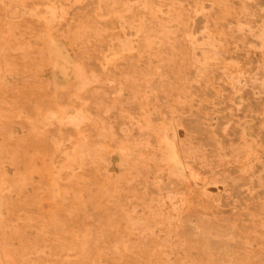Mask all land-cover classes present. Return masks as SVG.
<instances>
[{"label": "rangeland", "instance_id": "obj_1", "mask_svg": "<svg viewBox=\"0 0 264 264\" xmlns=\"http://www.w3.org/2000/svg\"><path fill=\"white\" fill-rule=\"evenodd\" d=\"M95 5L97 7L94 8L93 6ZM51 9L53 11H51ZM47 10H50L51 13ZM84 13L88 14L89 16ZM29 23L32 24L29 25ZM137 29L138 31H136ZM142 30H144V33ZM45 33H48V35H45ZM146 34L147 36L150 35V37L147 38ZM154 34L156 38L154 37ZM77 37L79 38L76 39ZM142 37H144V39ZM74 40L76 43L73 42ZM166 40H169V43ZM11 41L15 44H12ZM161 42L164 43L165 46H163L164 44ZM8 43L9 46H7ZM13 45H15V47ZM0 46H2L0 47V94H2L0 95V101H2V104L0 103V137H2L1 140L6 139L5 142H3L4 140H0V153L5 151L8 152H5L6 154L3 153L4 156L3 154L2 156L0 155V174L2 173L0 175V183L1 179L2 182L6 180L4 185L3 183L2 186L0 184V264H130L132 261L135 262L134 264H140L139 261L141 264H190V261L191 264H239V262L241 264H244L243 262L246 264H251L253 260L254 264L257 262L259 264H264V258L259 255L264 253V243H262L261 240L260 242L258 240L259 238L264 241V237H262L264 236V233H262L264 232V230H262L264 229V216H261L264 215V0H0ZM147 47L148 49L150 47L152 48L148 50ZM4 48H6L7 52L4 50ZM142 48H144V50ZM151 49H155L154 51L156 52L153 50L150 51ZM139 50L143 53H140ZM165 50L167 53H165ZM147 52L150 53L148 54ZM151 54H156V57L152 56ZM165 54L170 57H166ZM50 55L53 58H50ZM139 55L140 57H138ZM147 55L152 57L149 56V58H145ZM158 56L163 57L161 60L162 62L159 61ZM137 58L139 59L137 60ZM157 58L158 64L156 62ZM212 58L213 60H211ZM16 60L19 61L17 62ZM139 60L144 61L143 63H140ZM27 61H29L28 65L31 64V66L26 65ZM131 62H133V64ZM145 62L146 64L151 63V65L148 64V67H151V71L154 63L158 66L155 67L154 65L153 68L156 69L155 72H159V69L163 70L159 72L160 74L157 72L154 73V71L151 72V74L148 72L150 70ZM43 63L45 65H43ZM160 63L162 65L165 63L167 66H162ZM3 64H5V66H3ZM13 64L14 66H12ZM37 65L38 67H36ZM28 68L32 69L29 70ZM170 69L172 75L170 74ZM135 70L139 71V73H136ZM163 71H166L167 73H163L165 76L162 75ZM130 72L134 74L132 75ZM81 73L83 76H80ZM121 74L124 76L122 75L120 77L119 75ZM128 75H131V77ZM152 75L154 77H152ZM161 75L163 76L162 78ZM145 76H147V78ZM118 77H124L122 80L124 81L125 79L126 81L123 82ZM148 77L151 78L152 81ZM141 78L142 80H144V78L146 79L142 81ZM172 78L173 80H171ZM83 79H85L84 81L87 80L88 82L86 81V83H84ZM134 79L138 82H136ZM149 80L151 81L150 83ZM166 80L167 82H164V86L162 88L161 85H163V81ZM19 84L20 87L17 86ZM37 84L38 86H36ZM136 84L140 85L137 86ZM165 84L168 85L166 86ZM147 86L150 87L148 88ZM170 86L172 88H170ZM136 87H139V90L142 92V94H140L141 92ZM93 89L94 91L96 89L97 92H94ZM144 90L145 92H143ZM126 92L131 93V96H129V93ZM27 93L28 95L26 96ZM99 93H102L103 95H99ZM144 96L147 97L144 98ZM99 97L100 99H98ZM79 98L84 99L80 100ZM88 98L90 99L89 101ZM106 98H108V100ZM134 99L140 100L141 103ZM46 100L49 101H47L49 104L46 102ZM119 100H121V102L123 101V104H120ZM41 101H45L44 104ZM69 101H71V103ZM104 101L106 103H104ZM95 102L99 105L103 104V106L101 105L102 108L99 106V109L97 106L98 104ZM117 102L120 105H115ZM68 103L69 105H67ZM107 103H109V106ZM10 104H12V106ZM124 104L128 106L126 107ZM89 105L92 108H90ZM121 105L124 108L126 107V111L123 110L124 108ZM45 106L48 109H46ZM104 106L107 107L104 108ZM134 106L137 109H134ZM83 108L84 111H82ZM117 108L119 112L118 110L116 111ZM85 109H87L86 112ZM17 110H19V112ZM97 110H101V112ZM141 110L143 112H141ZM46 111L50 113L48 114ZM75 112L79 114V116ZM90 112H93L94 114L90 115ZM96 112L98 114H95ZM121 112H123V114ZM132 112H134L136 115H134ZM60 113H62V115ZM130 113H132L134 116L132 115L130 117ZM55 114H57L56 118L54 117ZM108 114L111 116V118ZM42 115L44 116L41 117ZM98 115L103 116V118L106 116L107 117L102 119L101 117L99 118ZM15 116H18V118ZM132 117L137 120L135 121L132 119ZM45 119L49 122H53L54 124H50ZM149 119L155 122L152 121L150 124L148 123L150 122ZM103 120L104 123L106 122L105 126L103 125ZM138 121L139 123L142 122L143 124L140 123V125ZM10 122H12V124ZM56 122H60L61 124L59 123V125ZM114 122L118 124H115ZM145 122H147V124H145ZM70 124H72V126ZM148 124H150V127ZM31 125L33 127L35 126L36 130L32 128ZM84 126L89 127L87 128ZM125 127H127L128 130L127 128L125 129ZM57 128H59V131ZM33 129L36 134L33 133ZM80 131L82 133H80ZM56 132L60 133V135ZM86 132L88 133L86 134ZM136 132L140 135L138 134V136ZM3 133L6 134L3 135ZM32 133L38 137L35 135L33 136ZM154 133H159L158 138ZM64 134L65 137L66 135L68 136L66 138L64 137L65 139L63 138ZM122 134L126 135L127 137ZM5 136L6 138H3ZM30 137L31 140L29 139ZM93 137L94 140L92 142L91 139H93ZM18 138L19 140H17ZM20 138L23 140H21L22 142L20 141ZM124 138L125 140H123ZM159 138L161 141H159ZM162 138L165 140L162 141ZM87 139L88 143H86ZM128 139L130 140L128 141ZM131 139L134 141L132 140L133 142H131ZM80 140H82V143H79V147V144L77 143L80 142ZM83 140L89 146H86L85 143H83ZM146 140H148V142ZM8 142H10L12 145L10 146ZM95 142H98V145L101 143V147L100 145L99 147H95L98 146L97 144L94 145ZM110 142H112L111 145H113L114 148L110 145ZM5 143L6 146H4ZM32 143H34L35 146L37 145L39 148H37V146L34 147ZM54 143L57 146H55ZM104 143H106L108 146L110 145V147L113 149H110V147L106 148ZM150 144L152 145L150 146ZM28 145L31 148H28ZM43 145H46L47 148L44 147L43 151H40V148L42 150ZM116 145H118V147ZM163 145H166V147ZM81 146L83 147L82 150ZM16 147H19L18 150ZM21 147H25V149ZM49 147L53 150H50ZM67 148L68 152L66 151ZM84 148L85 152L83 150ZM101 148L105 150V152ZM57 149L59 150V153L55 151ZM61 149H66L65 153H68V155L62 154L63 152H60ZM136 149H138L137 152ZM32 150L35 154L31 152ZM89 150H93V152L94 150L97 152L100 150V152L97 153L95 151L94 154H96L94 155L93 152L89 154ZM167 150L168 152L170 151L169 154ZM101 151H103L105 154ZM23 152H25L24 156L21 155ZM48 152L50 154H48ZM75 152L78 154L76 156L74 155L75 157H71V155L73 156ZM160 152H162V154ZM37 153L39 155H36ZM138 153H140V155L142 153V155L140 156ZM11 154L12 156L14 154L15 155L12 157ZM46 154L49 156L47 157ZM79 154L86 160L88 158L87 161L83 159V157L80 158V162H86L81 166L79 165L81 163L78 162L79 157H81ZM64 155H67V157ZM88 155L91 156L89 157ZM10 156L13 160L10 158ZM68 156L70 157L68 158ZM104 156L106 157L108 165L105 164L106 161H102L105 158ZM59 157L60 159L61 157L64 159H61V161ZM120 157L123 159V161ZM132 157L135 158V160ZM130 158L132 160H130ZM8 159H10V161ZM158 159H160V161ZM142 160L143 162L146 161V163L138 162ZM118 161H120V164L116 163ZM51 162L53 163V166L55 164V166L58 165V168L55 166L53 167ZM61 164H64L65 166ZM86 164H90L89 167ZM38 165L41 166L39 167ZM48 165L49 167L47 168ZM83 165L84 167L82 170ZM97 165L100 167L102 174L100 173L99 167ZM127 165H130V167ZM23 166H26L24 168L25 174L23 173ZM66 166H68L67 170ZM175 167L179 168L175 169ZM94 168H97V174L95 173L96 169ZM16 169L19 173L16 171ZM55 170L56 172H54ZM30 171L32 173H30ZM76 171H79L78 174ZM83 171L86 174H84ZM181 171H183V173ZM5 173L6 176H4ZM14 173H16V175ZM44 173L47 175V178H45L46 175L42 176ZM59 173L61 175L63 174V176L53 175ZM92 173H94V175ZM50 174L55 178H57V176L60 177V179H57L58 183H53L55 178L52 180V176ZM67 174H69V177ZM87 174L92 177L93 180H90V178L88 179ZM79 175H82V177ZM83 175L86 178H84ZM168 175L171 176L168 177ZM18 177L20 178L18 179ZM112 177L117 178L118 181H115V179L113 180ZM23 178L29 181H25ZM42 178L45 179L42 180ZM75 178H77V180ZM133 178L134 181L132 180ZM178 178L179 181L177 180ZM22 179L25 182H23ZM67 179L70 180L68 181ZM72 179L77 181V183L75 182V186L74 182H72ZM18 180L21 181L19 182ZM82 180L85 182L87 181L91 185L87 182L84 183ZM127 180L130 181L128 182ZM66 181L70 182V186H66V184H68ZM112 181H114V183ZM22 182L25 183V185ZM40 182L42 183L40 184ZM47 182L50 183L49 186L52 191L48 189L49 186ZM93 182L97 185H95ZM130 182L132 184H130ZM27 183L29 188L27 187ZM78 183L84 186L82 187ZM21 184L22 186H20ZM64 185L66 188H64ZM85 185L91 187L88 189V187L86 188ZM31 186L34 189L36 188V190L38 189L37 191H40H34ZM39 186H43L41 187L42 189H40ZM78 186L82 188H79ZM96 186H98V188ZM99 186L103 187L104 189ZM117 186H120L121 188H118ZM20 187L23 189L22 191L19 190L21 195L17 190V188L20 189ZM57 187H59V189ZM107 187H109L108 190ZM129 187L131 189L130 192L128 191ZM24 188L26 190H24ZM54 189L58 191V193L54 194V192H56L53 191ZM60 190H65L66 193L64 191L61 193ZM74 190L77 192L79 191L78 194H76ZM104 190H107L106 194L103 192L105 195H102V191ZM50 192H53L52 194L55 198L53 196H49L52 195ZM137 192H139V195ZM140 192L143 194H140ZM59 193H61V195H58ZM73 193L74 199L72 198ZM29 195H31V197H29ZM60 196L62 198H60ZM63 196L66 198L67 202L65 199L63 200ZM125 196L128 198L131 197L132 201ZM137 196H141L140 198L142 202ZM33 197H35V202L32 201ZM97 197L99 199H97ZM113 198L114 200H112ZM133 198L135 199L134 201ZM29 199L32 201V203H30L31 201ZM57 199L60 200V202H58ZM53 200H56L55 203ZM97 200L99 202H97ZM144 200L147 203H143ZM9 201L11 206L8 205ZM72 201L77 203L74 204ZM69 203H72L71 206H69ZM120 203L122 204L120 205ZM20 204H22L20 206L21 209L19 207ZM30 204H32V206ZM48 204L50 205L48 206ZM59 204L61 205L58 206ZM85 204H87L89 207L85 206L84 209ZM80 205H82V208L78 209V206L81 207ZM57 206L59 207L58 209ZM108 206L110 208H108ZM68 208H70V210ZM131 208L133 209L130 211ZM194 209H196V212H194ZM65 210L66 212H64ZM125 210L128 213H125ZM52 211L54 214H51ZM185 211L187 213H185ZM114 212H117L115 213L117 216L114 214ZM121 212L122 214H120ZM198 213H201L200 215L202 216H200ZM190 214L192 215V218L190 217ZM40 215L41 219H44L45 221L39 219ZM196 215H199L198 217L202 220L198 219ZM214 215H216L217 218H215L216 216L214 217ZM48 218L51 220L48 221ZM73 218L75 220H73ZM210 218H214L212 220L213 222H211ZM106 219L108 220L106 221ZM129 219H132L131 221L133 224H130L131 221ZM145 219L149 222L155 220L153 222L154 224L152 222L149 223L152 225L150 227ZM216 220L219 221H217L219 223L218 225ZM245 220L247 222H251V224H247ZM224 221L227 223L230 221L231 224L229 223L227 225L226 222V224H224ZM47 222H49V224ZM83 222L85 223L84 227L82 225ZM136 222H139V225L136 224ZM233 222L235 224H233ZM207 223H209L210 227H208ZM46 224H48V227ZM62 224L65 226V228H63L64 226ZM222 224L225 226L223 227ZM92 225L95 226L93 227ZM213 226H216L215 228L218 231H214L215 228ZM211 227L213 231L211 230ZM69 228H72L71 233V229ZM73 228L76 231H74ZM139 228L142 229V232H140ZM207 228H210L209 230L212 234H209L210 231ZM222 228L229 230V235L227 237V232L225 233L223 231L226 229ZM127 229H129V231ZM258 229H260V231ZM64 230H66L69 234L65 233L66 231L64 232ZM132 230L133 232H131ZM207 231L208 233H206ZM44 232L45 234L43 235ZM61 232L63 234H61ZM150 232L151 234H149ZM193 232H197V235H195L196 233ZM213 232H215V234ZM230 232L234 236H231ZM198 234L201 235L199 236ZM205 234L207 239H211H209V242L211 241L210 243H212L214 239L216 241L210 245L208 240L205 239L206 237L204 238ZM73 235L75 236L73 237ZM142 235L144 237H142ZM218 235L221 237L223 236L224 238L222 239L220 237L218 240ZM257 235H259L258 238ZM251 237L254 238L253 241ZM81 238L83 239V242ZM203 238L205 241H203ZM247 238L248 240H246ZM255 238H257V240ZM86 239L87 241H85ZM182 239L184 241H182ZM194 240L196 242H203L197 243L201 245L199 246ZM121 241V244L123 245L120 247L118 242L120 243ZM190 241L191 244H193L191 245L192 247L189 245ZM235 241H239L241 243L240 245L238 242L239 244L237 249L233 248V246L237 244ZM248 241L252 243L248 244ZM174 242H177V245L176 243L173 244ZM225 243L228 244V247L225 245ZM260 243L262 245H260ZM138 244L144 245L143 247L148 248H143ZM175 245L176 248L174 247ZM178 245L180 248H178ZM194 245H197L198 247L196 246V248H194ZM223 245H225L227 248ZM182 246L184 248H181ZM234 247H236V245ZM181 249L182 252H186L191 258L186 253H183L184 255L182 254L180 256L182 253ZM187 249L188 251H186ZM67 250L71 251L68 253ZM164 250L168 251V253L166 252L164 254ZM122 253L125 254L122 255ZM127 253L129 255V259L126 257L128 256L126 255ZM253 254L256 256L255 258ZM147 255L151 256L146 257ZM186 255L189 258H187ZM140 256L141 260L138 259ZM262 256H264V254H262ZM130 257H136L135 259L138 263L133 260L134 258ZM181 258H186V260H182ZM201 258H203V261ZM240 258L242 260H240ZM249 258L251 262H249ZM205 259L207 260L206 262H204ZM153 260L154 262L156 261V263H153ZM188 260L190 261L188 262ZM226 260L228 263H224Z\"/></svg>", "mask_w": 264, "mask_h": 264}, {"label": "bare ground", "instance_id": "obj_2", "mask_svg": "<svg viewBox=\"0 0 264 264\" xmlns=\"http://www.w3.org/2000/svg\"><path fill=\"white\" fill-rule=\"evenodd\" d=\"M22 1H23V0H22ZM91 2H92V1H91ZM144 4H145V3H144ZM20 5H23V4H20ZM38 6H39V5H38ZM43 6H44V5H43ZM89 6H90V5H89ZM35 7H36V5H35ZM48 7H49V6H48ZM93 7L95 8V7H97V6L95 5V6H93ZM15 9H17V8H15ZM45 9H46V8H45ZM85 9H87V8H85ZM41 10H42V9H41ZM88 10H89V9H88ZM88 10H87V11H88ZM29 11H30V10H29ZM43 11H45V10H43ZM47 11L50 12V10H47ZM51 11H53V10L51 9ZM92 11H93V10H92ZM38 12H39V11H38ZM93 12H94V11H93ZM160 12H161V11H160ZM39 13H40V12H39ZM39 13H38V14H39ZM45 13H47V12H45ZM45 13H43V14H45ZM50 13H51V12H50ZM86 13H88V12H86ZM86 13H84V14H86ZM47 14H48V13H47ZM88 14H89V13H88ZM88 14H86V15H88ZM40 15H41V14H40ZM40 15H39V16H40ZM45 15H46V14H45ZM51 15H52V14H51ZM31 16H32V15H31ZM42 16H43V15H42ZM88 16H89V15H88ZM90 16H91V15H90ZM35 17H36V16H35ZM40 17H41V16H40ZM43 17H44V16H43ZM33 18H34V17H33ZM36 18H38V17H36ZM44 19H45V18H44ZM90 19H91V18H90ZM235 19H236V18H235ZM37 20H38V19H37ZM44 21H45V20H44ZM53 22H54V21H53ZM112 22H113V21H112ZM31 24H32V23H31ZM31 24L29 23V25H31ZM109 24H110V23H109ZM36 25H38V24H36ZM112 25H113V24H112ZM34 26H35V24H34ZM38 26H39V25H38ZM44 26H45V25H44ZM80 26H81V25H80ZM240 26H241V25H240ZM107 27H108V26H107ZM115 27H116V26H115ZM32 28H33V26H32ZM44 28H45V27H44ZM109 28H111V27H109ZM116 28H117V27H116ZM137 28H138V27H137ZM236 28H237V27H236ZM34 29H35V28H34ZM139 29H140V28H139ZM163 29H164V28H163ZM222 29H223V28H222ZM101 30H102V29H101ZM136 31H138V29H137ZM143 31H144V30H142V32H143ZM147 32H148V30H147ZM149 32H150V31H149ZM259 32H260V31H259ZM7 33H8V32H7ZM79 33H80V32H79ZM143 33H144V32H143ZM143 33H142V34H143ZM145 33H146V30H145ZM150 33H151V32H150ZM162 33H163V32H162ZM225 33H226V32H225ZM249 33H250V32H249ZM46 34L48 35V33H45V35H46ZM147 34H148V33H147ZM147 34H146V36H147ZM151 34H152V33H151ZM158 34H159V33H158ZM139 35H140V33H139ZM186 35H187V34H186ZM208 35H209V34H208ZM221 35H222V34H221ZM228 35H229V34H228ZM78 36H79V35H78ZM144 36H145V35H144ZM151 36H152V35H151ZM226 36H227V35H226ZM261 36H262V35H261ZM50 37H51V36H50ZM50 37H49V38H50ZM149 37H150V35L147 36V38H149ZM152 37H153V36H152ZM154 37H155V34H154ZM74 38H75V36H74ZM78 38H79V37H77L76 39H78ZM142 38L144 39V37H142ZM155 38H156V37H155ZM192 38H193V37H192ZM257 38H259V37H257ZM53 39H54V38H53ZM76 39H75V40H76ZM167 39H168V38H167ZM3 40H4V39H3ZM75 40H74L73 42L76 43ZM8 41H9V40H8ZM77 41H78V40H77ZM140 41H141V40H140ZM161 41H162V40H161ZM166 41H167V40H166ZM168 41H169V40H168ZM168 41H167V42H168ZM11 42H12V41H11ZM52 42H53V41H52ZM80 42H81V41H80ZM164 42H165V40H164ZM213 42H214V41H213ZM9 43H10V42H9ZM9 43H8V45H7V44H6V45L9 46ZM49 43H50V42H49ZM137 43H139V42H137ZM144 43H145V42H144ZM161 43H162V42H161ZM168 43H169V42H168ZM170 43H171V42H170ZM195 43H196V41H195ZM4 44H5V41H4ZM12 44H15V43L12 42ZM57 44H58V42H57ZM59 44H60V43H59ZM162 44H164V43H162ZM213 44H214V43H213ZM43 45H44V44H43ZM43 45H42V46H43ZM74 45H75V44H74ZM137 45H139V44H137ZM166 45H167V44H166ZM169 45H171V44H169ZM192 45H193V44H192ZM2 46H4V45H2ZM2 46H0V47H2ZM13 46L15 47V45H13ZM139 46H140V45H139ZM151 46H152V45H151ZM163 46H165V44H164ZM193 46H194V45H193ZM193 46H192V47H193ZM222 46H223V45H222ZM5 47H6V46H5ZM45 47H46V45H45ZM145 47H146V46H145ZM169 47H170V46H169ZM208 47H209V46H208ZM29 48H30V47H29ZM135 48H136V47H135ZM150 48H152V47H150ZM150 48H149V49H150ZM163 48H164V47H163ZM41 49H42V47H41ZM136 49H138V48H136ZM139 49H140V48H139ZM142 49L144 50V48H142ZM142 49H141V50H142ZM145 49H146V48H145ZM147 49H148V47H147ZM149 49H148V50H149ZM159 49H160V48H159ZM170 49H171V47H170ZM193 49H194V48H193ZM256 49H257V47H256ZM4 50L6 51V48H4ZM44 50H45V49H44ZM152 50H153V49H151L150 51H152ZM154 50H155V49H154ZM154 50H153V51H154ZM161 50H162V49H161ZM8 51H9V50H8ZM39 51H40V50H39ZM157 51H158V50H157ZM170 51H171V50H170ZM6 52H7V51H6ZM139 52H140V50H139ZM141 52H142V51H141ZM141 52H140V53H141ZM154 52H156V51H154ZM158 52H159V51H158ZM163 52H164V51H163ZM35 53H36V52H35ZM137 53H138V50H137ZM142 53H143V52H142ZM147 53H148V52H147ZM147 53H146V54H147ZM149 53H150V52H149ZM149 53H148V54H149ZM151 53H152V52H151ZM165 53H167L166 50H165ZM9 54H10V53H9ZM152 54H153V53H152ZM152 54H151V55H152ZM160 54H163V53H160ZM204 54H205V53H204ZM209 54H210V53H209ZM34 55H35V54H34ZM137 55H138V54H137ZM141 55H142V54H141ZM155 55H156V54H155ZM155 55H152V56H155ZM157 55H158V54H157ZM9 56H10V55H9ZM11 56H12V55H11ZM113 56H114V55H113ZM149 56H150V55H149ZM149 56L147 55V56H145V58H146V57L149 58ZM152 56H150V57H152ZM160 56H162V55H160ZM160 56H158L159 61H161L162 58H163V57H160ZM165 56L167 57L168 55L165 54ZM185 56H186V55H185ZM206 56H208V55H206ZM2 57H3V56H2ZM138 57H140V55H139ZM155 57H156V56H155ZM168 57H170V56H168ZM46 58H47V57H46ZM50 58H53V57H51V55H50ZM141 58H142V57H141ZM143 58H144V56H143ZM143 58H142V59H143ZM158 58H157V60H156L157 64H158ZM12 59H13V58H12ZM29 59H30V58H29ZM29 59H28V60H29ZM40 59H41V58H40ZM40 59H39V61H40ZM138 59H139V58H137V60H138ZM150 59H152V58H150ZM150 59H149V60H150ZM22 60H23V58H22ZM32 60H33V59H32ZM50 60H51V59H50ZM165 60H166V59H165ZM165 60H164V61H165ZM167 60H168V59H167ZM172 60H173V59H172ZM203 60H204V59H203ZM208 60H209V59H208ZM211 60H213V58H212ZM211 60H210V61H211ZM14 61H15V59H14ZM14 61H13V62H14ZM16 61H17V60H16ZM18 61H19V60H18ZM18 61H17V62H18ZM24 61H25V60H24ZM30 61H31V59H30ZM46 61H47V60H46ZM139 61H140V60H139ZM139 61H138V62H139ZM143 61H144V60H143ZM143 61H140V63H141V62L143 63ZM164 61H163V62H164ZM3 62H4V61H3ZM31 62H32V61H31ZM33 62H34V61H33ZM37 62H38V61H37ZM147 62H148V59H147ZM161 62H162V61H161ZM26 63H27L26 65H28V64H29V61H27ZM35 63H36V62H35ZM131 63L133 64V62H131ZM167 63H168V62H167ZM132 64H131V65H132ZM145 64H146V62H145ZM148 64L151 65V63H148ZM148 64H146L147 67H148ZM160 64H161V63H160ZM160 64H159V65H160ZM257 64H258V63H257ZM35 65H36V64H35ZM38 65H39V63H38ZM38 65H37L36 67H38ZM43 65H45V64L43 63ZM54 65H55V63H54ZM154 65H155V63L153 64V67H154ZM161 65H162V64H161ZM164 65H165V63H163L162 66H164ZM3 66H5V64H3ZM12 66H14V64H13ZM12 66H11V68H12ZM21 66H23V65H21ZM21 66H20V67H21ZM28 66H31V64L28 65ZM79 66H80V65H79ZM137 66H138V65H137ZM156 66H157V65H155V67H156ZM166 66H167V65H165V67H166ZM153 67H152V71L150 70L151 67H150V68L148 67L149 70H150V71H148L149 73H151V72H153V71H154V73L157 72V71L155 72L156 69H154ZM157 67H158V66H157ZM22 68H23V67H22ZM52 68H55V67H52ZM159 68H160V66H159ZM168 68H169V67H168ZM170 68H171V66H170ZM259 68H260V67H259ZM28 69L30 70V69H32V68H28ZM28 69H26V70H28ZM35 69H36V68H35ZM82 69H83V68H82ZM103 69H104V68H103ZM137 69H138V67H137ZM153 69H154V70H153ZM2 70H3V69H2ZM14 70H15V69H14ZM24 70H25V69H24ZM33 70H34V69H33ZM140 70H141V69H140ZM159 70L161 71V70H163V69H159ZM167 70H168V69H167ZM204 70H205V69H204ZM73 71H74V70H73ZM122 71H123V70H122ZM126 71H127V70H126ZM130 71H131V70H130ZM135 71H136V73H137V72L139 73V71H137V70H135ZM135 71H134V72H135ZM160 71H159V72H160ZM196 71H197V69H196ZM224 71H225V70H224ZM26 72H27V71H26ZM91 72H92V71H91ZM159 72H157V73H159ZM4 73H5V72H4ZM116 73H117V72H116ZM116 73H115V74H116ZM121 73H122V72H121ZM127 73H128V71H127ZM127 73H126V74H127ZM130 73H132V72H130ZM130 73H129V74H130ZM136 73H135V75H136ZM146 73H147V72H146ZM163 73H166V71H165V72H164V71L162 72V75L165 76ZM77 74H78V73H77ZM84 74H85V73H84ZM119 74H120V73H119ZM133 74H134V73H132V75H133ZM143 74H144V73H143ZM147 74H148V73H147ZM151 74H152V73H151ZM159 74H160V73H159ZM166 74H167V73H166ZM170 74H171V69H170ZM13 75H14V74H13ZM81 75L83 76L82 73L80 74V76H81ZM122 75H123V74H121V75H119V76L121 77ZM156 75H157V74H156ZM162 75H161V78L163 77ZM171 75H172V74H171ZM178 75H179V74H178ZM239 75H240V74H239ZM115 76H116V75H115ZM123 76H124V75H123ZM128 76L131 77V75H128ZM128 76H127V77H128ZM139 76H140V75H139ZM143 76H144V75H143ZM148 76H149V75H148ZM157 76H158V75H157ZM159 76H160V75H159ZM176 76H177V75H176ZM224 76H225V75H224ZM116 77H117V76H116ZM145 77L147 78V76H145ZM150 77H151V76H150ZM152 77H154V76L152 75ZM155 77H156V76H155ZM83 78H84V77H83ZM85 78H86V77H85ZM118 78H119V77H118ZM122 78H124V77H122ZM122 78H119V79L122 80ZM132 78H133V77H132ZM136 78H137V76H136ZM136 78H135V79H136ZM146 78H144V80H145ZM148 78H149V77H148ZM230 78H231V77H230ZM86 79H87V78H86ZM127 79H128V78H127ZM135 79H134V80H135ZM139 79H140V78H139ZM149 79L151 80V78H149ZM158 79H159V78H158ZM232 79H233V78H232ZM84 80H85V79H83V81H84ZM137 80H138V78H137ZM141 80H142V78H141ZM144 80H142V81H144ZM147 80H148V79H147ZM150 80H149V83L152 81V80H151V81H150ZM161 80H162V79H161ZM171 80H173V78H172ZM81 81H82V80H81ZM86 81H87V80H86ZM86 81H84V83H86ZM122 81H123V80H122ZM124 81H126V80L124 79ZM124 81H123V82H124ZM135 81H136V80H135ZM142 81H141V82H142ZM158 81H159V80H158ZM2 82H3V80H2ZM54 82H55V81H54ZM87 82H88V81H87ZM116 82H117V81H116ZM119 82H120V81H119ZM123 82H122V83H123ZM131 82H132V81H131ZM131 82H130V83H131ZM136 82H138V81H136ZM141 82H140V83H141ZM164 82H167V80H166V81H163V85H161L162 88H163V86H164ZM23 83H24V82H23ZM32 83H33V82H32ZM89 83H90V82H89ZM92 83H93V82H92ZM134 83H135V82H134ZM146 83H147V82H146ZM146 83H145V84H146ZM168 83H170V82H168ZM172 83H173V81H172ZM188 83H189V82H188ZM87 84H88V83H87ZM125 84H126V83H125ZM159 84H160V83H159ZM161 84H162V83H161ZM170 84H171V83H170ZM24 85H25V84H24ZM75 85H76V84H75ZM88 85H89V84H88ZM101 85H102V84H101ZM134 85H135V84H134ZM136 85H137V84H136ZM138 85H140V84H138ZM138 85H137V86H138ZM149 85H150V84H149ZM165 85H166V84H165ZM167 85H168V84H167ZM167 85H166V86H167ZM4 86H5V83H4ZM17 86L20 87V84L17 85ZM32 86H33V85H32ZM32 86H31V87H32ZM36 86H38V84H37ZM86 86H87V85H86ZM86 86H85V87H86ZM121 86H122V85H121ZM124 86H125V85H124ZM150 86H151V85H150ZM150 86H149V87H150ZM0 87H1V86H0ZM147 87H148V86H147ZM149 87H148V88H149ZM173 87H174V86H173ZM24 88H25V87H24ZM24 88H23V89H24ZM36 88H38V87H36ZM44 88H45V87H44ZM73 88H74V87H73ZM125 88H126V86H125ZM136 88H138V90H139V87H136ZM140 88H141V87H140ZM142 88H143V87H142ZM144 88H145V87H144ZM151 88H152V87H151ZM168 88H169V87H168ZM168 88H167V90H168ZM170 88H172V87L170 86ZM0 89H1V88H0ZM29 89H30V87H29ZM96 89H97V88H96ZM96 89H95V91H94V89H93V91H94V92H97ZM98 89H99V88H98ZM103 89H104V88H103ZM126 89H127V88H126ZM128 89H129V88H128ZM164 89H165V88H164ZM83 90H84V89H83ZM99 90H100V89H99ZM148 90H149V89H148ZM102 91H103V90H102ZM130 91H131V89H130ZM132 91H133V88H132ZM139 91H140V90H139ZM139 91H138V92H139ZM27 92H28V90H27ZM136 92H137V91H136ZM140 92H141V91H140ZM143 92H145V90H144ZM1 93H2V92H1ZM92 93H93V92H92ZM117 93H118V92H117ZM126 93H129V92H126ZM134 93H135V92H134ZM149 93H150V91H149ZM4 94H5V93H4ZM72 94H73V93H72ZM94 94H95V93H94ZM100 94H102V93H99V95H100ZM130 94H131V93H129V96H131ZM140 94H142V92H141ZM0 95H2V94H0ZM27 95H28V93L26 94V96H27ZM29 95H30V94H29ZM41 95H42V94H41ZM102 95H103V94H102ZM147 95H148V94H147ZM3 96H5V95H3ZM3 96H2V97H3ZM106 96H107V95H106ZM129 96H128V99H129ZM5 97H6V96H5ZM94 97H95V96H94ZM94 97H93V98H94ZM138 97H139V96H138ZM138 97H137V98H138ZM145 97H147V96H144V98H145ZM54 98H55V97H54ZM96 98H97V97H96ZM96 98H95V99H96ZM109 98H110V97H109ZM125 98H126V97H125ZM6 99H7V98H6ZM51 99H52V98H51ZM56 99H57V98H56ZM66 99H67V98H66ZM79 99H80V98H79ZM79 99H78V100H79ZM81 99H82V98H81ZM81 99H80V100H81ZM83 99H84V98H83ZM83 99H82V100H83ZM98 99H100V97H99ZM106 99L108 100V98H106ZM0 100H1V99H0ZM2 100H3V98H2ZM9 100H10V99H9ZM40 100H41V99H40ZM54 100H55V99H54ZM78 100H77V101H78ZM89 100H90V99L88 98V101H89ZM109 100H110V99H109ZM134 100H137V99H134ZM26 101H27V100H26ZM47 101H48V100H46V102H47ZM75 101H76V100H75ZM101 101H102V100H101ZM119 101H120V104L123 102V101L121 102V100H119ZM137 101L141 103L140 100H137ZM137 101H136V102H137ZM145 101H146V100H145ZM1 102H2V101H0V103H1ZM4 102H5V101H4ZM4 102H3V104H4ZM14 102H15V101H14ZM14 102H13V103H14ZM41 102H42V101H41ZM44 102H45V101H43L42 103L44 104ZM48 102H49V101H48ZM48 102H47V103H48ZM69 102L71 103V101H69ZM78 102H79V101H78ZM86 102H87V100H86ZM98 102H99V101H98ZM111 102H112V101H111ZM184 102H185V101H184ZM7 103H8V102H7ZM24 103H25V102H24ZM73 103H74V102H73ZM73 103H72V105H73ZM79 103H80V102H79ZM93 103H94V102H93ZM95 103H96V102H95ZM101 103H102V102H101ZM104 103H106V102L104 101ZM127 103H128V100H127ZM133 103H134V102H133ZM1 104H2V103H1ZM48 104H49V103H48ZM50 104H51V103H50ZM65 104H66V103H65ZM90 104H91V103H90ZM96 104H98V103H96ZM108 104H109V103H107V105H108ZM118 104H119V103L117 102V104H115V105H118ZM120 104H119V105H120ZM122 104H123V103H122ZM125 104H126V103H125ZM125 104H124V105H125ZM142 104H144V103H142ZM142 104H141V105H142ZM145 104H146V103H145ZM10 105L12 106V104H10ZM67 105H69V103H68ZM92 105H93V104H92ZM94 105H95V104H94ZM101 105L103 106V104H101ZM101 105L98 104V105H97L98 108H99V106L102 108ZM104 105H106V104H104ZM129 105H130V103H129ZM131 105H132V104H131ZM50 106H51V105H50ZM50 106H49V108H50ZM63 106H64V105H63ZM108 106H109V105H108ZM121 106H122V105H121ZM121 106H120V107H121ZM125 106H126V105H125ZM127 106H128V105H127ZM127 106H126V107H127ZM135 106H136V105H135ZM135 106H134V107H135ZM137 106H138V105H137ZM27 107H28V106H27ZM45 107H46V106H45ZM58 107H60V106H58ZM58 107H57V108H58ZM82 107H83V106H82ZM82 107H81V108H82ZM89 107H90V105H89ZM105 107H107V106H104V108H105ZM115 107H117V106H115ZM122 107H123V106H122ZM122 107H121V108H122ZM126 107H125V108L123 107V108H124L123 110L126 111ZM1 108H2V107H1ZM5 108H6V107H5ZM35 108H36V106H35ZM77 108H78V107H77ZM90 108H92V107H90ZM98 108H97V109H98ZM121 108H120V109H121ZM128 108H129V107H128ZM128 108H127V110H128ZM22 109H23V108H22ZM30 109H31V108H30ZM36 109H37V108H36ZM46 109H48V108L46 107ZM61 109H62V107H61ZM87 109H88V107H87ZM87 109H85V112L87 111ZM94 109H95V108H94ZM99 109H100V108H99ZM134 109H137V108L135 107ZM140 109H141V108H140ZM140 109H139V110H140ZM19 110H20V109H19ZM19 110H17V111L19 112ZM40 110H41V109H40ZM49 110H50V109H49ZM95 110H96V109H95ZM101 110H102V109H101ZM101 110H100V111L97 110V111L101 112ZM109 110H110V109H109ZM117 110H118V108L116 109V111H117ZM121 110H122V109H121ZM123 110H122V111H123ZM132 110H133V107H132ZM20 111H21V110H20ZM36 111H37V110H36ZM47 111H48V110H47ZM47 111H46V112H47ZM55 111H57V110H55ZM62 111H63V110H62ZM82 111H84V108H83ZM128 111H129V110H128ZM134 111H135V110H134ZM136 111H137V110H136ZM13 112H14V111H13ZM15 112H16V111H15ZM23 112H24V111H23ZM32 112H33V111H32ZM38 112H39V111H38ZM57 112H58V111H57ZM77 112H78V111H77ZM109 112H111V111H109ZM109 112H108V113H109ZM118 112H119V110H118ZM141 112H143V111L141 110ZM47 113H48V112H47ZM49 113H50V112H49ZM49 113H48V114H49ZM75 113H76V112H75ZM112 113H113V112H112ZM112 113H110V114H112ZM115 113H116V112H115ZM115 113H114V114H115ZM121 113L123 114V112H121ZM132 113L134 114V112H132ZM132 113H130L131 115L129 114L130 117L133 115ZM11 114H12V113H11ZM21 114H22V113H21ZM35 114H36V113H35ZM60 114L62 115V113H60ZM76 114H77V113H76ZM80 114H81V113H80ZM88 114H89V113H88ZM91 114H94V113H93V112H92V113L90 112V115H91ZM95 114H98V113L96 112ZM114 114H113V115H114ZM127 114H128V112H127ZM140 114H141V113H140ZM50 115H51V114H50ZM56 115H57V114L54 115L55 118H56ZM77 115L79 116V114H77ZM100 115H101V114H100ZM108 115H109V114H108ZM129 115H127V116H129ZM134 115H136V114H134ZM134 115H133V116H134ZM43 116H44V115H42L41 117H43ZM51 116H52V115H51ZM63 116H64V114H63ZM73 116H74V115H73ZM83 116H84V115H83ZM94 116H95V115H94ZM98 116H99V115H98ZM109 116H110V115H109ZM115 116H116V114H115ZM141 116H142V115H141ZM145 116H146V115H145ZM4 117H5V116H4ZM15 117L18 118V116H15ZM15 117H13V118H15ZM92 117H93V115H92ZM100 117H101L102 119H104V118H106L107 116L104 117V118H103V116H99V118H100ZM122 117H123V116H122ZM122 117H121V118H122ZM124 117H125V116H124ZM137 117H140V116H137ZM149 117H150V116H149ZM13 118H12V119H13ZM58 118H59V117H58ZM61 118H62V117H61ZM67 118H68V115H67ZM81 118H82V115H81ZM83 118H84V117H83ZM110 118H111V116H110ZM115 118H116V117H115ZM118 118H120V117H118ZM128 118H129V117H128ZM1 119H2V118H1ZM3 119H5V118H3ZM25 119H27V118H25ZM37 119H38V118H37ZM41 119H42V118H41ZM52 119H53V117H52ZM69 119H70V118H69ZM74 119H75V118H74ZM112 119H113V116H112ZM116 119H117V118H116ZM132 119H134L135 121L137 120V119H135V118H133V117H132ZM153 119H154V118H153ZM9 120H10V119H9ZM29 120H30V119H29ZM42 120H43V119H42ZM45 120H46V119H45ZM56 120H60V119H56ZM56 120H54V121H56ZM63 120H64V119H63ZM82 120H84V119H82ZM99 120H100V119H99ZM149 120H150V119H149ZM5 121H6V120H5ZM25 121H26V120H25ZM31 121H32V120H31ZM39 121H40V119H39ZM46 121H47V120H46ZM50 121H51V120H50ZM61 121H62V120H61ZM61 121H60V122H61ZM79 121H80V120H79ZM90 121H92V120H90ZM100 121H101V120H100ZM115 121H116V120H115ZM145 121H147V120H145ZM152 121H153V120H150V122H148V121H147V122L151 124ZM7 122H8V121H7ZM15 122H16V121H15ZM36 122H37V121H36ZM42 122H43V121H42ZM47 122H49V121H47ZM60 122H59V123H60ZM71 122H72V121H71ZM123 122H124V121H123ZM130 122H131V121H130ZM147 122H145V124H147ZM153 122H155V121H153ZM10 123L12 124V122H10ZM38 123H39V122H38ZM49 123L51 124V123H53V122H49ZM49 123H48V124H49ZM56 123H58V122H56ZM59 123H58V124H59ZM61 123H62V122H61ZM61 123H60V124H61ZM66 123H67V122H66ZM68 123H69V122H68ZM103 123H104V120H103ZM105 123H106V122H105ZM105 123L103 124L104 126H105ZM107 123H108V122H107ZM114 123H115V122H114ZM138 123H139V121H138ZM140 123H142V122H140ZM140 123H139V124H140ZM8 124H9V122H8ZM31 124H32V123H31ZM53 124H54V123H53ZM60 124H59V125H60ZM63 124H64V122H63ZM72 124H73V123H72ZM72 124H70V125L72 126ZM78 124H79V123H78ZM78 124H77V125H78ZM80 124H81V123H80ZM115 124H118V123H115ZM115 124H113V125H115ZM121 124H122V123H121ZM121 124H120V125H121ZM142 124H143V123H142ZM145 124H144V125H145ZM150 124H148L149 127H150ZM154 124H156V123H154ZM27 125H28V124H27ZM41 125H42V124H41ZM81 125H83V124H81ZM106 125H107V124H106ZM140 125H141V124H140ZM8 126H9V125H8ZM28 126H29V125H28ZM79 126H80V125H79ZM111 126H112V125H111ZM31 127L35 129V126L33 127V126L31 125ZM31 127H29V128H31ZM57 127H58V125H57ZM62 127H63V126H62ZM84 127H87V126H84ZM88 127H89V126H88ZM88 127H87V128H88ZM113 127H114V126H113ZM32 128H31V129H32ZM59 128H61V127H59ZM59 128H57L58 131H59ZM64 128H65V127H64ZM74 128H75V127H74ZM96 128H99V127H96ZM115 128H116V126H115ZM126 128H127V127H125V129H126ZM138 128H139V127H138ZM34 129H33V131H34ZM102 129H103V128H102ZM118 129H119V127H118ZM140 129H141V128H140ZM145 129H146V128H145ZM155 129H157V128H155ZM35 130H36V129H35ZM68 130H69V128H68ZM75 130H79V129H75ZM80 130H81V129H80ZM91 130H92V129H91ZM113 130H114V128H113ZM127 130H128V128H127ZM158 130H159V129H158ZM31 131H32V130H31ZM33 131H32V132H33ZM61 131H62V129H61ZM85 131H87V130H85ZM85 131H83V132H85ZM94 131H95V130H94ZM122 131H123V130H122ZM138 131H139V130H138ZM152 131H153V130H152ZM156 131H157V130H156ZM76 132H77V131H76ZM96 132H97V131H96ZM115 132H117V131H115ZM128 132H129V131H128ZM154 132H155V131H154ZM159 132H160V131H159ZM6 133H7V132H6ZM6 133H3V135L6 134ZM8 133H9V132H8ZM24 133H25V132H24ZM29 133H30V132H29ZM33 133H35V131H34ZM33 133H32V135L34 136L36 133H35V134H33ZM56 133H57V132H56ZM62 133H63V132H62ZM80 133H82V132L80 131ZM87 133H88V132H86V134H87ZM94 133H95V132H94ZM108 133H109V132H108ZM108 133H107V134H108ZM121 133H122V132H121ZM136 133H137V132H136ZM19 134H20V133H19ZM30 134H31V133H30ZM57 134L60 135V133H57ZM65 134H67V133H65ZM65 134H64L63 138L65 137ZM68 134H69V133H68ZM73 134H74V133H73ZM73 134H72V135H73ZM92 134H93V133H92ZM92 134H91V135H92ZM130 134H131V133H130ZM138 134H139V133H137V135H138ZM152 134H153V133H152ZM154 134H155V133H154ZM11 135H14V134H11ZM17 135H18V134H17ZM20 135H21V134H20ZM23 135H25V134H23ZM59 135H57V136H59ZM61 135H62V134H61ZM89 135H90V134H89ZM89 135H88V136H89ZM95 135H96V134H95ZM95 135H94V137H95ZM115 135H116V134H115ZM118 135L120 136L119 133H118ZM122 135H124V134H122ZM128 135H129V134H128ZM139 135H140V134H139ZM139 135H138V136H139ZM155 135H157V138H158L159 133H158V134H155ZM9 136H10V135H9ZM35 136H37V135H35ZM76 136H77V134H76ZM92 136H93V135H92ZM124 136H126V135H124ZM131 136H132V135H131ZM138 136H137V137H138ZM21 137H22V136H21ZM37 137H38V136H37ZM37 137H36V138H37ZM59 137H60V136H59ZM66 137H68V136L66 135ZM66 137H65V138H66ZM69 137H71V136H69ZM90 137H91V136H90ZM94 137H93V139H91L92 142H93V140H94ZM100 137H101V136H100ZM126 137H127V136H126ZM128 137H130V136H128ZM173 137H174V136H173ZM3 138H6V136L3 137ZM8 138H10V137H8ZM16 138H17V137H16ZM22 138H23V137H22ZM57 138H58V137H57ZM65 138H64V139H65ZM86 138H87V136H86ZM91 138H92V137H91ZM131 138H132V137H131ZM133 138H135V137H133ZM163 138H164V137H163ZM163 138H162V141L165 140V139H163ZM1 139H2V137H0V140H1ZM12 139H13V138H12ZM29 139L31 140V137H30ZM38 139H39V138H38ZM59 139H60V138H59ZM59 139H57V140H59ZM96 139H97V138H96ZM107 139H108V138H107ZM137 139H138V138H137ZM150 139H151V138H150ZM159 139H160V138H159ZM3 140H4V141H3ZM3 140H1V141L5 142L6 139H3ZM10 140H11V139H10ZM17 140H19V138H18ZM21 140H22V139L20 138V141H21ZM27 140H28V139H27ZM62 140H63V139H62ZM62 140H60V141H62ZM67 140H68V139H67ZM73 140H74V139H73ZM98 140H99V139H98ZM123 140H125V138H124ZM123 140H121V141H123ZM129 140H130V139H128V141H129ZM132 140H133V139H131V142L134 141V140H133V141H132ZM167 140H168V139H167ZM22 141H23V140H22ZM22 141H21V142H22ZM32 141H34V140H32ZM39 141H40V140H39ZM60 141H59V142H60ZM63 141H64V140H63ZM63 141H62V142H63ZM71 141H72V140H71ZM77 141H78V140H77ZM81 141H82V140H80V142H78L77 144L82 143ZM146 141L148 142V140H146ZM157 141H158V140H157ZM159 141H161V139H160ZM12 142H13V141H12ZM16 142H17V141H16ZM54 142H55V141H54ZM56 142H58V141H56ZM89 142H90V141H89ZM92 142H91V143H92ZM98 142H100V141H98ZM98 142H95L94 145L97 144ZM131 142H130V143H131ZM135 142H136V141H135ZM154 142H156V141H154ZM68 143H69V141H68ZM83 143H85L84 140H83ZM86 143H88V139H87V142H86ZM86 143H85V145H86V146H89V145H87ZM107 143H108V142H107ZM159 143H160V142H159ZM163 143H164V142H163ZM163 143H162V144H163ZM1 144H2V143H1ZM8 144H10V146L12 145L10 142H8ZM69 144H70V143H69ZM111 144H112V142H110V145H111ZM113 144H114V143H113ZM131 144H132V143H131ZM160 144H161V143H160ZM166 144H167V143H166ZM180 144H181V143H180ZM21 145H22V144H21ZM32 145H34V143H32ZM54 145H55V143H54ZM54 145H53V146H54ZM58 145H59V143H58ZM73 145H74V144H73ZM75 145H76V143H75ZM97 145H98V144H97ZM99 145H100V147H101V143H100ZM99 145H98V146H95V147H99ZM104 145H105L106 148L110 147V145L108 146L106 143H104ZM106 145H107V146H106ZM151 145H152V144H150V146H151ZM171 145H172V144H171ZM2 146H3V144H2ZM2 146H1V148H2ZM4 146H6V143L4 144ZM36 146H37V145H36ZM36 146L34 145V147H36ZM55 146H57V145H55ZM67 146H68V145H67ZM86 146H85V148H86ZM111 146H113V145H111ZM116 146L118 147V145H116ZM129 146H130V145H129ZM163 146H164V145H163ZM7 147H8V146H7ZM14 147H15V146H14ZM29 147H30V146L28 145V148H29ZM44 147L47 148L46 145H45V146L43 145V146H42V150H41V148H40V151H43V148H44ZM79 147H80V144H79ZM92 147H94V146H92ZM102 147H104V146H102ZM122 147H123V146H122ZM164 147H166V145H165ZM170 147H171V146H170ZM184 147H185V146H184ZM18 148H19V147H18ZM18 148L16 147L17 150H18ZM21 148H24V149H25V147H21ZM30 148H31V147H30ZM37 148H39V147L37 146ZM49 148H50V147H49ZM82 148H83V147L81 146V150H82ZM85 148L83 149L84 152H85ZM87 148H88V147H87ZM89 148H90V147H89ZM113 148H114V146H113ZM113 148L110 147V149H113ZM168 148H169V147H168ZM5 149H6V148H5ZM10 149H11V148H10ZM10 149H8V150H10ZM32 149H33V148H32ZM34 149H35V148H34ZM51 149H52V148H50V150H51ZM70 149H72V148H70ZM101 149H102V148H101ZM128 149H129V148H128ZM140 149H141V148H140ZM142 149H143V148H142ZM165 149H166V148H165ZM1 150H2V149H1ZM3 150H4V149H3ZM6 150H7V149H6ZM14 150H15V149H14ZM14 150H13V151H14ZM17 150H16V151H17ZM20 150H21V149H20ZM26 150H27V149H26ZM52 150H53V149H52ZM63 150H64V149H63ZM63 150L61 149L60 152H63L62 154H67V155H68V153H65V150H66V149H65L64 151H63ZM75 150H76V149H75ZM77 150H78V149H77ZM90 150H91V149H90ZM90 150H89V151H90ZM102 150H103V149H102ZM131 150H132V149H131ZM137 150H138V149H136V152H137ZM174 150H175V149H174ZM22 151H23V150H22ZM46 151H47V150H46ZM55 151L58 152L59 150L57 149V150H55ZM55 151H54V152H55ZM66 151L68 152V148H67ZM69 151H74V150H69ZM78 151H79V150H78ZM89 151H88L89 154H90L91 152H93V150L90 151V152H89ZM95 151H96V150H94V152H95ZM103 151L105 152V150H103ZM103 151H101V152H103ZM110 151H111V150H110ZM122 151H123V150H122ZM188 151H189V150H188ZM5 152H6V151H5ZM5 152H3V153H5ZM17 152H18V151H17ZM31 152H33V150H32ZM38 152H39V149H38ZM49 152H50V151H49ZM49 152H48V154H50ZM94 152H93V154H94ZM96 152H97V151H96ZM98 152H100V150H99ZM98 152H97V153H98ZM104 152H103V153H104ZM136 152H135V153H136ZM138 152H139V151H138ZM142 152H145V151H142ZM167 152H168V150H167ZM169 152H170V151H169ZM169 152H168V154H169ZM3 153L1 152L0 155L2 156ZM6 153H8V152H6ZM6 153H5V154H6ZM11 153H12V151H11ZM58 153H59V152H58ZM82 153H83V152H82ZM160 153L162 154V152H160ZM171 153H172V151H171ZM173 153H174V152H173ZM189 153H190V152H189ZM15 154H17V153H15ZM15 154H14V155H15ZM24 154H25V152H23V154L21 153V155H23V156H24ZM28 154H29V153H28ZM30 154H31V153H30ZM33 154H35V153L33 152ZM44 154H45V151H44ZM48 154H46L47 157L49 156ZM62 154H61V155H62ZM71 154H72V153H71ZM77 154H78V153H77ZM77 154H76V152H75V154H73V156L71 155V157H75ZM85 154H86V153H85ZM95 154H96V153H95ZM95 154H94V155H95ZM99 154H100V153H99ZM99 154H98V155H99ZM101 154H102V153H101ZM104 154H105V153H104ZM138 154L140 155V153H138ZM138 154H137V155H138ZM165 154H166V153H165ZM14 155H13V156H14ZM21 155H20V156H21ZM36 155H39V154L37 153ZM51 155H52V153H51ZM67 155H66V156L64 155V156L67 157ZM74 155H75V156H74ZM108 155H109V154H108ZM120 155H121V154H120ZM123 155H124V154H123ZM141 155H142V153H141ZM141 155H140V156H141ZM144 155H145V154H144ZM171 155H174V154H171ZM175 155H176V154H175ZM191 155H192V154H191ZM3 156H4V154H3ZM11 156H12V154H11ZM11 156H10V158H11ZM13 156H12V157H13ZM25 156H26V155H25ZM29 156H31V155H29ZM55 156H56V155H55ZM79 156H81V155L79 154ZM79 156H77V157H79ZM84 156H85V155H84ZM88 156H89V155H88ZM90 156H91V155H90ZM90 156H89V157H90ZM92 156H93V155H92ZM96 156H97V155H96ZM96 156H95V157H96ZM149 156H150V155H149ZM176 156H177V155H176ZM5 157H6V156H5ZM27 157H28V156H27ZM40 157H41V155H40ZM53 157H54V156H53ZM69 157H70V156H68V158H69ZM82 157H83V156L79 157V161H78L79 163H81V164H79L80 166H81L82 164L86 163V162H84V161H82V160H81L82 162H80V158H82ZM95 157H94V158H95ZM99 157H100V155H99ZM101 157H102V156H101ZM104 157H105V156H104ZM123 157H125V156H123ZM138 157H139V156H138ZM157 157H158V156H157ZM172 157H174V156H172ZM1 158H2V157H1ZM16 158H17V157H16ZM21 158H22V157H21ZM25 158H26V157H25ZM28 158H30V157H28ZM28 158H27V159H28ZM41 158H42V157H41ZM45 158H46V157H45ZM57 158H58V155H57ZM86 158H87V156H86ZM120 158H121V157H120ZM125 158H127V157H125ZM132 158H133V157H132ZM183 158H184V157H183ZM3 159H4V157H3ZM11 159H12V158H11ZM17 159H18V158H17ZM19 159H20V158H19ZM22 159H23V158H22ZM55 159H56V158H55ZM59 159H60V157H59ZM61 159L63 160L64 158L61 157ZM61 159H60V160H61ZM66 159H67V158H66ZM83 159H85V158L83 157ZM92 159H93V158H92ZM95 159H96V158H95ZM95 159H94V161H95ZM100 159H101V158H100ZM104 159H105V160H104ZM104 159L102 160L103 162L106 161V157H105ZM121 159H122V158H121ZM133 159L135 160V158H133ZM136 159H137V158H136ZM140 159H141V157H140ZM173 159H174V158H173ZM0 160H1V159H0ZM5 160H6V159H5ZM8 160L10 161V159H8ZM12 160H13V159H12ZM43 160H44V159H43ZM56 160H57V159H56ZM56 160H55V161H56ZM62 160H61V161H62ZM85 160H86V159H85ZM87 160H88V158H87ZM87 160H86V161H87ZM90 160H91V159H90ZM119 160H120V159H119ZM128 160H129V159H128ZM130 160H132V159L130 158ZM158 160L160 161V159H158ZM171 160H172V159H171ZM26 161H27V160H26ZM26 161H25V162H26ZM53 161H54V160H53ZM53 161H52V162H53ZM64 161H65V160H64ZM75 161H76V160H75ZM91 161H92V160H91ZM122 161H123V159H122ZM144 161H145V160H144ZM169 161H170V160H169ZM178 161H179V160H178ZM21 162H22V161H21ZM23 162H24V160H23ZM30 162H32V161H30ZM46 162H48V161H46ZM52 162H51V163H52ZM119 162H120V161H118V162H116V163H119ZM130 162H131V161H130ZM138 162H139V163H140V162H142V163H146V161L143 162V160H142V161H138ZM179 162H180V161H179ZM39 163H40V162H39ZM51 163H50V164H51ZM60 163H61V162H60ZM66 163H67V160H66ZM131 163H132V162H131ZM131 163H130V164H131ZM173 163H174V162H173ZM12 164H13V163H12ZM40 164H41V163H40ZM45 164H46V163H45ZM45 164H44V166H45ZM54 164H55V162H54ZM70 164H72V163H70ZM73 164H74V163H73ZM87 164H88V163H87ZM87 164H86V165H87ZM91 164H92V163H91ZM105 164L108 165V164H107V161L105 162ZM119 164H120V163H119ZM136 164H137V163H136ZM20 165H21V163H20ZM24 165H25V164H24ZM33 165H34V164H33ZM55 165H56V164H55ZM55 165H54V166H55ZM61 165L65 166L64 164H61ZM67 165H68V164H67ZM86 165H85V166H86ZM89 165H90V164H89ZM89 165H87V166L89 167ZM99 165H100V164H99ZM160 165H161V164H160ZM38 166H39V165H38ZM40 166H41V165H40ZM40 166H39V167H40ZM52 166H53V163H52ZM54 166H53V167H54ZM57 166H58V165H57ZM57 166H55V167H57ZM59 166H60V165H59ZM77 166H78V165H77ZM80 166H78V167H80ZM97 166H98V165H97ZM127 166H128V165H127ZM179 166H180V165H179ZM25 167H26V166H23V173H24V174H25V172H24V168H25ZM27 167H28V166H27ZM39 167H38V168H39ZM48 167H49V165L47 166V168H48ZM69 167H70V166H69ZM72 167H73V165H72ZM83 167H84V165L82 166V170H83ZM94 167H95V166H94ZM98 167H99V166H98ZM128 167H130V165H129ZM128 167H126V168H128ZM134 167H135V164H134ZM157 167H158V166H157ZM169 167H170V166H169ZM176 167H177V166H176ZM176 167H175V169H178V168H179V167H178V168H176ZM186 167H187V166H186ZM18 168H19V167H18ZM57 168H58V167H57ZM60 168H61V166H60ZM63 168H65V167H63ZM67 168H68V166H66V170H67ZM140 168H141V167H140ZM27 169H28V168H27ZM32 169H33V168H32ZM44 169H45V167H44ZM78 169H79V168H78ZM94 169H96V172H95V173L97 174V168H94ZM129 169H130V168H129ZM158 169H160V168H158ZM161 169H162V168H161ZM180 169H181V168H180ZM186 169H187V168H186ZM18 170H19V169H18ZM41 170H42V168H41ZM48 170H49V169H48ZM50 170H51V169H50ZM56 170H60V169H56ZM56 170H55L54 172H56ZM63 170H64V169H63ZM68 170H69V169H68ZM181 170H183V169H181ZM5 171H6V170H5ZM16 171H17V169H16ZM16 171H15V172H16ZM37 171H38V170H37ZM71 171H73V170H71ZM87 171H88V170H87ZM99 171H100V167H99ZM17 172H18V171H17ZM27 172H28V170H27ZM38 172H39V171H38ZM43 172H44V171H43ZM49 172H50V171H49ZM59 172H60V171H59ZM61 172H62V171H61ZM73 172H74V171H73ZM76 172H77V171H76ZM78 172H79V171H78ZM78 172H77V174H78ZM92 172H93V170H92ZM127 172H128V171H127ZM127 172H126V174H127ZM181 172L183 173V171H181ZM190 172H191V171H190ZM18 173H19V172H18ZM30 173H32V172L30 171ZM30 173H27V174H30ZM57 173H58V172H57ZM70 173H71V172H70ZM83 173L86 174L84 171H83ZM87 173H88V172H87ZM89 173L91 174L90 171H89ZM98 173H99V172H98ZM100 173H101V171H100ZM104 173H105V172H104ZM119 173H120V172H119ZM119 173H118V174H119ZM137 173H138V172H137ZM1 174H2V173H1ZM1 174H0V175H1ZM14 174L16 175V173H14ZM42 174H43V173H42ZM48 174H49V173H48ZM92 174L94 175V173H92ZM101 174H102V173H101ZM105 174H106V173H105ZM105 174H104V175H105ZM120 174H121V173H120ZM120 174H119V175H120ZM129 174H130V173H129ZM192 174H193V172H192ZM9 175H10V174H9ZM33 175H35V174H33ZM40 175H41V174H40ZM40 175H39V176H40ZM45 175H46V174L44 173V175H42V176H45ZM50 175H51V174H50ZM53 175H54V176H55V175H58V176H59V175H61V174L59 173V174H53ZM67 175H68V177H69V174H67ZM124 175H125V174H124ZM130 175H131V174H130ZM4 176H6V173L4 174ZM4 176H3V178H4ZM12 176H14V175H12ZM18 176H19V175H18ZM37 176H38V175H37ZM48 176H49V175H48ZM51 176H52V175H51ZM51 176H49V177H51ZM54 176H52V178H51L52 180L55 178ZM58 176H57V178H55V179L53 180L54 182H53V181H51V182H53L54 184H55V183H58L57 179H60V177H58ZM61 176H63V174H62ZM70 176H71V175H70ZM79 176H80V175H79ZM79 176H77V177H79ZM83 176H84V175H83ZM100 176H101V175H100ZM102 176H103V175H102ZM169 176H171V175H168V177H169ZM195 176H196V175H195ZM1 177H2V176H1ZM26 177H27V176H26ZM28 177H29V176H28ZM49 177H48V178H49ZM68 177H67V178H68ZM73 177H75V176H73ZM80 177H82V175H81ZM87 177H88V179L90 178V180H93L92 177H90L88 174H87ZM103 177H104V176H103ZM116 177H117V176H116ZM120 177H121V176H120ZM173 177H174V176H173ZM19 178H20V177H18V179H19ZM24 178H25V177H24ZM24 178H23V179H24ZM45 178H47V175H46ZM45 178H42V180L45 179ZM64 178H65V177H64ZM84 178H86V177L84 176ZM112 178H113V177H112ZM112 178H111V180H112ZM117 178H118V177H117ZM117 178H113V180L115 179V181H116ZM124 178H125V176H124ZM136 178H137V177H136ZM9 179H10V178H9ZM15 179H16V177H15ZM23 179H22V181H23ZM51 179H50V180H51ZM62 179H63V178H62ZM75 179L77 180V178H75ZM75 179H74V180H75ZM88 179H86V180H88ZM119 179H120V178H119ZM195 179H196V178H195ZM3 180H4V179H3ZM24 180H25V179H24ZM38 180H39V177H38ZM40 180H41V178H40ZM55 180H56V181H55ZM65 180H66V179H65ZM67 180H68V179H67ZM69 180H70V179H69ZM69 180H68V181H69ZM72 180H73V179H72ZM74 180H73L72 182H74V186H75V185H76L75 182L77 183V181H76V180L74 181ZM90 180H89V181H90ZM96 180H97V179H96ZM111 180H109V181H111ZM132 180L134 181V178H133ZM177 180L179 181V178H178ZM5 181H6V180H5ZM5 181L2 182V179H1V183H0L1 186H2V183H3V185H4V182H5ZM16 181H17V180H16ZM18 181H19V180H18ZM20 181H21V180H20ZM20 181H19V182H20ZM25 181H29V180H25ZM25 181H23V182H25ZM36 181H37V180H36ZM59 181H60V180H59ZM68 181H66V182L68 183V184H66V186L69 185V183H70V182H68ZM82 181H83L84 183L87 182V181L85 182L84 180H82ZM94 181H95V179H94ZM106 181H107V180H106ZM106 181H105V182H106ZM117 181H118V180H117ZM127 181H128V180H127ZM127 181H126V182H127ZM129 181H130V180H129ZM129 181H128V182H129ZM10 182H11V180H10ZM10 182H9V183H10ZM23 182H22V183H23ZM61 182H62V181H61ZM72 182H71V184H72ZM78 182H79V181H78ZM96 182H97V181H96ZM112 182L114 183V181H112ZM126 182H125V185H126ZM146 182H147V181H146ZM13 183H14V182H13ZM17 183H18V182H17ZM41 183H42V182H40V184H41ZM47 183H48V182H47ZM63 183H64V181H63ZM87 183H88V182H87ZM93 183H94V182H93ZM102 183H103V182H102ZM110 183H111V182H110ZM137 183H138V182H137ZM15 184H16V182H15ZM15 184H14V185H15ZM23 184L25 185V183H23ZM43 184H44V183H43ZM49 184H50V183H48V186H49ZM54 184H53V185H54ZM78 184L80 185V183H78ZM78 184H77V185H78ZM88 184H90V183H88ZM94 184L97 185L96 183H94ZM94 184H93V185H94ZM122 184H123V183H122ZM130 184H132V183L130 182ZM130 184H128V185H130ZM133 184H134V183H133ZM146 184H147V183H146ZM31 185H32V184H31ZM38 185H39V184H38ZM44 185H46V184H44ZM56 185H57V184H56ZM90 185H91V184H90ZM93 185H92V186H93ZM113 185H114V184H113ZM113 185H112V186H113ZM125 185H124V186H125ZM8 186H9V184H8ZM16 186H17V185H16ZM20 186H22V184H21ZM29 186H30V183H29ZM54 186H55V185H54ZM62 186H63V185H62ZM69 186H70V185H69ZM80 186H82V185H80ZM83 186H84V185H83ZM83 186H82V187H83ZM132 186H133V185H132ZM18 187H19V186H18ZM23 187H25V186H23ZM27 187H28V183H27ZM31 187H32V186H31ZM33 187H34V185H33ZM33 187H32V189H34ZM41 187H43V186H41ZM41 187L39 186L40 189H42ZM44 187H45V186H44ZM60 187H61V186H60ZM78 187H79V186H78ZM82 187H79V188H82ZM85 187L87 188L88 186L85 185ZM85 187H84V188H85ZM89 187H91V186H89ZM89 187H88V189H89ZM96 187L98 188V186H96ZM96 187H95V188H96ZM99 187H101V186H99ZM104 187H105V185H104ZM113 187H114V186H113ZM117 187H118V186H117ZM117 187H116V189H117ZM119 187H120V186H119ZM119 187H118V188H119ZM121 187H122V185H121ZM121 187H120V188H121ZM127 187H128V186H127ZM130 187H131V186H130ZM130 187H129V190H128L129 192H130V190H131ZM13 188H15V187H13ZM28 188H29V187H28ZM51 188H52V187H51ZM54 188H55V187H54ZM57 188L59 189V187H57ZM57 188H56V189H57ZM64 188H66L65 185H64ZM101 188L104 189L103 187H101ZM108 188H109V187H107V190H108ZM122 188H123V187H122ZM8 189H9V188H8ZM11 189H12V188H11ZM30 189H31V188H30ZM45 189H46V188H45ZM48 189H50V186H49ZM58 189H57V190H58ZM62 189H63V188H62ZM67 189H68V188H67ZM70 189H71V188H70ZM70 189H69V190H70ZM77 189H78V188H77ZM88 189H87V190H88ZM102 189H101V190H102ZM125 189H126V188H125ZM159 189H161V188H159ZM4 190H5V188H4ZM13 190H15V189H13ZM17 190H18V191H19V190L22 191L23 189H21V187H20V189L17 188ZM24 190H26V189L24 188ZM35 190H36V188L34 189V191H35ZM37 190H38V189H37ZM37 190H36V191H37ZM43 190H44V189H43ZM50 190H51V189H50ZM69 190H68V191H69ZM107 190L102 191V193L104 192V193L106 194V191H107ZM111 190H112V189H111ZM126 190H127V189H126ZM132 190H134V189H132ZM39 191H40V190H39ZM39 191H37V192H39ZM51 191H52V190H51ZM53 191H56V190L54 189ZM60 191H61V190H60ZM60 191H59V192H60ZM63 191L66 193L65 190H62L61 193H62ZM68 191H67V192H68ZM85 191H86V189H85ZM90 191H91V190H90ZM122 191H123V190H122ZM122 191H121V192H122ZM136 191H137V188H136ZM136 191H135V193H136ZM142 191H143V189H142ZM25 192H26V191H25ZM27 192H28V191H27ZM37 192H36V194H37ZM42 192H43V191H42ZM74 192H76V194H78L79 191L77 192V191L74 190ZM123 192H124V191H123ZM126 192H127V191H126ZM144 192H145V191H144ZM17 193H18V192H17ZM19 193H20V191H19ZM32 193H33V192H32ZM46 193H47V191H46ZM50 193H51V192H50ZM50 193H48V194H50ZM52 193H53V192H52ZM52 193H51V194H52ZM56 193H58V191L54 192V194H56ZM61 193H59L58 195H61ZM104 193H103L102 195H105ZM107 193H108V192H107ZM110 193H111V192H110ZM110 193H109V195H110ZM119 193H120V192H119ZM137 193H138V195H139V192H137ZM141 193H142V192H140V194H141ZM145 193H146V192H145ZM0 194H1V193H0ZM28 194H29V193H28ZM63 194H64V193H63ZM76 194H75V196H76ZM91 194H92V193H91ZM91 194H90V195H91ZM126 194H127V193H126ZM142 194H143V193H142ZM148 194H149V193H148ZM20 195H21V193H20ZM26 195H27V194H26ZM38 195H39V194H38ZM45 195H46V194H45ZM58 195H57V196H58ZM64 195H65V194H64ZM85 195H87V194H85ZM93 195H94V194H93ZM115 195H116V194H115ZM115 195H114V196H115ZM117 195H119V194H117ZM127 195H128V194H127ZM134 195H136V194H134ZM150 195H151V194H150ZM152 195H153V194H152ZM32 196H33V195H32ZM34 196H35V193H34ZM36 196H37V195H36ZM49 196L51 197V196H53V194H52V195H49ZM55 196H56V195H55ZM65 196H66V195H65ZM80 196H81V195H80ZM120 196H121V195H120ZM19 197H20V196H19ZM22 197H23V196H22ZM29 197H31V195H29ZM29 197H28V198H29ZM53 197H54V196H53ZM53 197H52V198H53ZM63 197H64V196H63ZM86 197H87V196H86ZM88 197H89V195H88ZM98 197H99V196H98ZM98 197H97V199H99ZM125 197H127V196H125ZM131 197H132V195H131ZM131 197H129V198L127 197V198H128L129 200H131ZM134 197H135V196H134ZM137 197L140 198L141 196H140V197L137 196ZM149 197H150V196H149ZM54 198H55V197H54ZM54 198H53V199H54ZM60 198H62V197L60 196ZM68 198H69V197H68ZM70 198H71V197H70ZM72 198L74 199V193H73V197H72ZM77 198H78V197H77ZM102 198H103V197H102ZM102 198H101V199H102ZM108 198H109V196H108ZM120 198H121V197H120ZM138 198H137V199H138ZM16 199H18V198H16ZM22 199H23V198H22ZM25 199H26V198H25ZM25 199H24V200H25ZM32 199H33L32 201H34L35 197H33ZM64 199L66 200L65 197L63 198V200H64ZM88 199H89V198H88ZM101 199H100V200H101ZM104 199H105V197H104ZM106 199H107V198H106ZM117 199H118V198H117ZM137 199H136V200H137ZM27 200H28V199H27ZM27 200H26V201H27ZM29 200H30V199H29ZM63 200H62V201H63ZM83 200H84V199H83ZM83 200H82V201H83ZM112 200H114V198H113ZM129 200H128V201H129ZM134 200H135V199L133 198V201H134ZM150 200H151V199H150ZM15 201H16V200H15ZM17 201H18V200H17ZM22 201H23V200H22ZM26 201H25V202H26ZM30 201H31V200H30ZM30 201H29V202H30ZM32 201H31L30 203H32ZM45 201H46V200H45ZM53 201H54V200H53ZM53 201H52V202H53ZM55 201H56V200H55ZM55 201H54V203H55ZM57 201L60 202V200H58V199H57ZM131 201H132V200H131ZM140 201L142 202L141 198H140ZM185 201H186V200H185ZM29 202H28V203H29ZM34 202H35V201H34ZM66 202H67V200H66ZM66 202H64V203H66ZM70 202H71V199H70ZM72 202L74 203V201H72ZM83 202H84V201H83ZM97 202H99V201L97 200ZM138 202H139V201H138ZM141 202H140V204H141ZM144 202H145V200L143 201V203H144ZM19 203H23V202H19ZM49 203H50V202H49ZM76 203H77V202H75L74 204H76ZM78 203H79V202H78ZM116 203H117V202H116ZM116 203H115V204H116ZM130 203H132V202H130ZM130 203H128V204H130ZM145 203H147V202H145ZM7 204H8V203H7ZM15 204H16V203H15ZM50 204H51V203H50ZM50 204H48V206H49ZM71 204H72V203H69V206H71ZM79 204H80V203H79ZM87 204H88V202H87ZM87 204L84 205V209H85V206H86V207L88 206ZM97 204H98V203H97ZM99 204H100V203H99ZM104 204H105V203H104ZM121 204H122V203H120V205H121ZM137 204H139V203H137ZM8 205H10V201H9V204H8ZM21 205H22V204H20L19 207H20ZM30 205L32 206V204H30ZM51 205H52V204H51ZM54 205H56V204H54ZM60 205H61V204H59L58 206H60ZM63 205H64V204H63ZM100 205H101V204H100ZM100 205H99V206H100ZM102 205H103V203H102ZM126 205H127V204H126ZM131 205H132V204H131ZM134 205H136V204H134ZM134 205H133V206H134ZM181 205H182V203H181ZM191 205H192V204H191ZM10 206H11V205H10ZM26 206H27V205H26ZM39 206H40V205H39ZM58 206H57V209L59 208ZM65 206H66V205H65ZM80 206H81V207L78 206V209H79V208H82V205H80ZM93 206H94V205H93ZM96 206H97V205H96ZM133 206H132V207H133ZM136 206H137V205H136ZM188 206H190V205H188ZM16 207H17V206H16ZM19 207H18V208H19ZM23 207H24V206H23ZM50 207H51V206H50ZM54 207H55V206H54ZM88 207H89V206H88ZM102 207H103V206H102ZM124 207H125V206H124ZM129 207H130V205H129ZM190 207H191V206H190ZM194 207H195V206H194ZM196 207H197V206H196ZM10 208H11V207H10ZM62 208H63V206H62ZM64 208H66V207H64ZM71 208H72V207H71ZM76 208H77V207H76ZM104 208H105V207H104ZM108 208H110V207L108 206ZM119 208H120V207H119ZM20 209H21V207H20ZM68 209L70 210V208H68ZM72 209H73V208H72ZM78 209H77V210H78ZM95 209H96V207H95ZM115 209H116V208H115ZM132 209H133V208H131L130 211H131ZM189 209H190V208H189ZM25 210H26V209H25ZM39 210H40V209H39ZM42 210H44V209H42ZM62 210H63V209H62ZM98 210H99V209H98ZM98 210H97V211H98ZM190 210H192V209H190ZM194 210H195V211H194ZM194 210H193V211L196 212V209H194ZM19 211H20V210H19ZM44 211H45V210H44ZM73 211H74V210H73ZM75 211H76V210H75ZM87 211H88V210H87ZM106 211H107V210H106ZM113 211H114V210H113ZM113 211H112V212H113ZM130 211H129V212H130ZM186 211H187V210H186ZM186 211H185V213H187ZM22 212H24V211H22ZM41 212H42V211H41ZM41 212H40V213H41ZM48 212H49V211H48ZM58 212H59V211H58ZM58 212H57V213H58ZM60 212H61V210H60ZM62 212H63V211H62ZM64 212H66V210H65ZM67 212H68V211H67ZM70 212H71V211H70ZM82 212H83V211H82ZM107 212H108V211H107ZM112 212H111V213H112ZM189 212H190V211H189ZM42 213H43V212H42ZM72 213H73V212H72ZM72 213H71V214H72ZM80 213H81V212H80ZM90 213H91V212H90ZM115 213H117V212H114V214H115ZM125 213H128V212H126V210H125ZM190 213H191V212H190ZM202 213H203V212H202ZM205 213H206V211H205ZM257 213H258V212H257ZM12 214H13V213H12ZM15 214H16V213H15ZM18 214H20V213H18ZM46 214H47V213H46ZM51 214H54V212L52 211ZM67 214H70V213H67ZM88 214H89V213H88ZM120 214H122V212H121ZM193 214H194V213H193ZM196 214H197V213H196ZM198 214H199V213H198ZM200 214H201V213H200ZM200 214H199V215H200ZM252 214H253V213H252ZM252 214H251V215H252ZM255 214H256V213H255ZM58 215H59V214H58ZM58 215H56V216H58ZM115 215H116V214H115ZM115 215H114V217H115ZM187 215H188V214H187ZM190 215H191V214H190ZM199 215H198V216H199ZM204 215H205V214H204ZM259 215H260V214H259ZM13 216H14V215H13ZM53 216H54V215H53ZM89 216H92V215H89ZM116 216H117V215H116ZM119 216H123V215H119ZM119 216H118V218H119ZM167 216H168V215H167ZM196 216H197V215H196ZM198 216H197V217H198ZM200 216H202V215H200ZM212 216H213V214H212ZM215 216H216V215H214V217H215ZM261 216H264V215H261ZM37 217H38V216H37ZM43 217H44V215H43ZM54 217H55V216H54ZM54 217H53V218H54ZM72 217H73V216H72ZM83 217H84V213H83ZM83 217H82V218H83ZM125 217H126V216H125ZM176 217H177V216H176ZM187 217H188V216H187ZM190 217L192 218V215H191ZM190 217H189V218H190ZM50 218H51V217H50ZM53 218H52V219H53ZM82 218H81V219H82ZM111 218H113V217H111ZM111 218H110V219H111ZM122 218H123V217H122ZM126 218H127V217H126ZM138 218H139V217H138ZM194 218H195V217H194ZM194 218H193V219H194ZM215 218H217V216H216ZM219 218H220V217H219ZM241 218H242V217H241ZM241 218H240V219H241ZM244 218H246V217H244ZM248 218H249V217H248ZM250 218H251V217H250ZM39 219H40V220H44V219H41V215H40V218H39ZM39 219H38V220H39ZM57 219H58V218H57ZM70 219H71V218H70ZM89 219H90V218H89ZM93 219H94V218H93ZM120 219H121V218H120ZM124 219H125V218H124ZM124 219H122V220H124ZM136 219H137V218H136ZM140 219H141V217H140ZM171 219H172V217H171ZM175 219H176V218H175ZM185 219H186V218H185ZM198 219H201V218L198 217ZM210 219H211V222H213L212 220H213L214 218H213V219L210 218ZM232 219H233V218H232ZM242 219H243V218H242ZM246 219H247V218H246ZM50 220H51V219H50ZM50 220H49V218H48V221H50ZM55 220H56V218H55ZM73 220H75V219L73 218ZM85 220H86V219H85ZM90 220H91V219H90ZM107 220H108V219H106V221H107ZM129 220H130V219H129ZM129 220H128V221H129ZM131 220H132V219H131ZM131 220H130V221H131ZM141 220H142V219H141ZM145 220H146V219H145ZM150 220H151V219H150ZM168 220H169V219H168ZM190 220H191V219H190ZM190 220H188V221H190ZM201 220H202V219H201ZM207 220H208V219H207ZM248 220H249V219H248ZM44 221H45V220H44ZM53 221H54V220H53ZM96 221H97V220H96ZM96 221H95V222H96ZM109 221H110V220H109ZM130 221H129V222H130ZM135 221H137V220H135ZM138 221H140V220H138ZM146 221H147V220H146ZM146 221H145V224H146ZM154 221H155V220H154ZM154 221H151V222L153 223ZM186 221H187V220H186ZM217 221H218V220H216V222H217ZM241 221H243V220H241ZM245 221H246V220H245ZM245 221H244V222H245ZM8 222H9V221H8ZM88 222H89V220H88ZM147 222H148V224L151 223V222H149V221H147ZM194 222H195V221H194ZM194 222H193V224H194ZM207 222H208V221H207ZM214 222H215V221H214ZM218 222H219V221H218ZM218 222H217V225L219 224ZM225 222H226V221H224L223 223L226 224L227 222H226V223H225ZM239 222H240V221H239ZM246 222H247V221H246ZM47 223L49 224V222H47ZM57 223H58V222H57ZM80 223H81V220H80ZM96 223H97V222H96ZM98 223H99V222H98ZM106 223H107V222H106ZM118 223H119V222H118ZM118 223H117V224H118ZM178 223H179V222H178ZM204 223H205V222H204ZM221 223H222V221H221ZM229 223H230V221H229ZM229 223H227V225H228ZM236 223H238V222H236ZM249 223L251 224V222L248 221L247 224H249ZM9 224H10V223H9ZM48 224H46L47 227H48ZM59 224H60V223H59ZM59 224H58V225H59ZM71 224H73V223H71ZM84 224H85V223L83 222V224H82L83 227H84ZM90 224H92V223H90ZM107 224H108V223H107ZM107 224H105V225H107ZM117 224H115V225H117ZM120 224H121V222H120ZM128 224H129V223H128ZM128 224H127V225H128ZM130 224H133L132 221H131ZM130 224H129V226H130ZM136 224L139 225V222H138V223L136 222ZM153 224H154V223H153ZM155 224H156V223H155ZM186 224H187V223H186ZM191 224H192V223H191ZM201 224H202V222H201ZM205 224H206V223H205ZM207 224H208V227H210V226H209V223H207ZM230 224H231V223H230ZM233 224H235V223L233 222ZM240 224H241V223H240ZM244 224H246V223H244ZM247 224H246V225H247ZM250 224H249V225H250ZM255 224H256V222H255ZM257 224H258V223H257ZM50 225H51V223H50ZM62 225H63V224H62ZM77 225H78V224H77ZM124 225H125V224H124ZM124 225H123V226H124ZM149 225H150V224H149ZM212 225H213V224H212ZM222 225H223V224H222ZM249 225H248V226H249ZM259 225H260V224H259ZM55 226H56V225H55ZM63 226H64V225H63ZM89 226H90V225H89ZM92 226H93V225H92ZM94 226H95V225H94ZM94 226H93V227H94ZM96 226H97V225H96ZM132 226H133V225H132ZM143 226H144V223H143ZM143 226H142V228H143ZM151 226H152V225H150V227H151ZM194 226H195V225H194ZM202 226H203V225H202ZM219 226H220V225H219ZM224 226H225V225H223V227H224ZM231 226H234V225H231ZM244 226H245V225H244ZM256 226H257V225H256ZM256 226H255V227H256ZM52 227H53V226H52ZM59 227H60V225H59ZM77 227H78V226H77ZM77 227H76V228H77ZM111 227H112V226H111ZM119 227H120V225H119ZM140 227H141V226H140ZM147 227H148V226H147ZM153 227H154V226H153ZM153 227H152V228H153ZM213 227H214V226H213ZM215 227H216V226H215ZM215 227H214V228H215ZM221 227H222V226H221ZM227 227H228V226H227ZM242 227H243V224H242ZM259 227H260V226H259ZM259 227H258V228H259ZM42 228H43V227H42ZM55 228H56V227H55ZM63 228H65V226H64ZM81 228H82V227H81ZM100 228H101V227H100ZM104 228H105V227H104ZM126 228H127V227H126ZM144 228H145V227H144ZM152 228H151V229H152ZM196 228H198V227H196ZM196 228H195V229H196ZM204 228H206V227H204ZM214 228H213V229H214ZM232 228H233V227H232ZM237 228H238V227H237ZM17 229H18V228H17ZM52 229H53V228H52ZM66 229H68V228H66ZM69 229H71V230H70V233H71L72 228H69ZM73 229H74V228H73ZM77 229H78V228H77ZM88 229H89V228H88ZM115 229H116V228H115ZM123 229H124V228H123ZM139 229H140V228H139ZM147 229H148V228H147ZM198 229H200V228H198ZM207 229L209 230L210 228H207ZM220 229H221V228H220ZM222 229H226V228H222ZM228 229H229V227H228ZM228 229H226L227 231H226V230H223L225 233L227 232L226 237L229 235V234H228V231H229ZM230 229H231V228H230ZM235 229H236V228H235ZM53 230H54V229H53ZM80 230H82V229H80ZM98 230H99V229H98ZM127 230L129 231V229H127ZM136 230H137V229H136ZM136 230H134V231H136ZM143 230H145V229H143ZM183 230H184V229H183ZM203 230H204V229H203ZM205 230H206V229H205ZM211 230H212V227H211ZM252 230H253V229H252ZM256 230H257V229H256ZM258 230L260 231V229H258ZM262 230H264V229H262ZM17 231H18V230H17ZM65 231H66V230H64V232H65ZM74 231H76V230L74 229ZM77 231H78V230H77ZM103 231H104V229H103ZM114 231H115V230H114ZM201 231H202V230H201ZM209 231H210V230H209ZM212 231H213V230H212ZM214 231H218V230H216V228H215ZM230 231H231V230H230ZM238 231H239V229H238ZM79 232H80V231H79ZM88 232H89V231H88ZM112 232H113V231H112ZM112 232H111V233H112ZM131 232H133V230H132ZM140 232H142V229H140ZM198 232H199V231H198ZM231 232H232V231H231ZM231 232H230V234H231V236H232L233 234H232ZM236 232H237V230H236ZM236 232H235V233H236ZM241 232H242V231H241ZM65 233H67V231H66ZM65 233H64V234H65ZM75 233H76V232H75ZM75 233H74V234H75ZM77 233H78V232H77ZM84 233H86V232H84ZM101 233H102V232H101ZM115 233H116V232H115ZM121 233H122V232H121ZM145 233H146V232H145ZM193 233H196L195 235H197V232H193ZM202 233H203V232H202ZM202 233H201V234H202ZM206 233H208V231H207ZM210 233H211V231L209 232V234H210ZM213 233L215 234V232H213ZM220 233H221V232H220ZM262 233H264V232H262ZM15 234H16V233H15ZM44 234H45V232L43 233V235H44ZM61 234H63V233L61 232ZM67 234H69V233H67ZM72 234H73V233H72ZM82 234H83V233H82ZM142 234H144V233H142ZM149 234H151V232H150ZM149 234H148V235H149ZM186 234H187V233H186ZM201 234H200V235H201ZM211 234H212V233H211ZM214 234H213V235H214ZM239 234H241V233H239ZM251 234H252V232H251ZM255 234H256V233H255ZM255 234H254V235H255ZM49 235H50V234H49ZM84 235H85V234H84ZM129 235H130V234H129ZM144 235H145V234H144ZM198 235H199V234H198ZM200 235H199V236H200ZM203 235H204V233H203ZM207 235H208V234H207ZM216 235H217V233H216ZM216 235H215V236H216ZM252 235H253V234H252ZM35 236H36V235H35ZM47 236H48V234H47ZM53 236H54V234H53ZM56 236H57V235H56ZM56 236H55V237H56ZM74 236H75V235H73V237H74ZM85 236H87V235H85ZM118 236H119V235H118ZM188 236H189V235H188ZM193 236H194V235H193ZM199 236H198V237H199ZM218 236H219V235H218ZM233 236H234V235H233ZM236 236H237V235H236ZM250 236H251V235H250ZM255 236H256V235H255ZM255 236H254V237H255ZM32 237H33V236H32ZM43 237H44V236H43ZM87 237H88V236H87ZM100 237H101V236H100ZM100 237H99V238H100ZM142 237H144V236L142 235ZM186 237H187V236H186ZM189 237H190V236H189ZM205 237H206V238H205ZM210 237H211V236H210ZM220 237H221V236L218 237V240L220 239ZM246 237H247V236H246ZM258 237H259V235H257V238H258ZM260 237H261V236H260ZM262 237H264V236H262ZM262 237H261V238H262ZM53 238H54V237H53ZM85 238H86V237H85ZM112 238H113V237H112ZM178 238H179V237H178ZM183 238H184V237H183ZM190 238H191V237H190ZM195 238H196V237H195ZM204 238L207 239L206 234H205ZM204 238H203V241H205ZM212 238H213V237H212ZM215 238H216V237H215ZM221 238L223 239L224 237L222 236ZM238 238H239V236H238ZM248 238H250V237H248ZM248 238H247L246 240H248ZM251 238H252V241H253L254 238H253V237H251ZM257 238H255V239L257 240ZM21 239H22V238H21ZM76 239H77V238H76ZM81 239H82V238H81ZM127 239H128V237H127ZM180 239H181V238H180ZM184 239H185V238H184ZM197 239H198V238H197ZM209 239H210V238H208L207 240H208V243H209L210 245H211L214 241H216V240L214 239V241H213L212 243H210L211 241L209 242ZM216 239H217V238H216ZM222 239H221V240H222ZM48 240H50V239H48ZM122 240H123V239H122ZM189 240H190V239H189ZM201 240H202V239H201ZM210 240H211V239H210ZM212 240H213V239H212ZM258 240H259V242H260V240H261V242L264 243V241H262V239H259V238H258ZM0 241H1V240H0ZM59 241H60V239H59ZM73 241H74V240H73ZM85 241H87V239H86ZM113 241H114V240H113ZM115 241H116V240H115ZM126 241H127V240H126ZM177 241H178V240H177ZM182 241H184V240L182 239ZM191 241H192V240H191ZM191 241H190V244H189L190 246L193 245V244H191ZM194 241H195V240H194ZM194 241H193V242H194ZM197 241H198V240H197ZM199 241H200V240H199ZM203 241H200V242H203ZM225 241H226V240H225ZM225 241H224V242H225ZM236 241H237V240H236ZM236 241H235V242H236ZM239 241H240V238H239ZM239 241H238V242H239ZM48 242H49V241H48ZM64 242H65V241H64ZM78 242H79V241H78ZM82 242H83V239H82ZM195 242H196V241H195ZM200 242H196V244H197V243H200ZM218 242H219V241H218ZM226 242H227V241H226ZM238 242H236L237 244L234 243V244L236 245V247H234V246H235V245H234L233 248H236V249L238 248L237 246H238V244L240 243V242H239V243H238ZM69 243H70V242H69ZM72 243H73V242H72ZM79 243H80V242H79ZM94 243H95V242H94ZM116 243H117V242H116ZM121 243H122V241H121L120 243L118 242V244L120 245V247H121V245H123V244H121ZM124 243H125V242H124ZM126 243H127V242H126ZM148 243H149V242H148ZM150 243H151V241H150ZM175 243H176V245H177V242H174L173 244H175ZM183 243H185V242H183ZM187 243H189V242H187ZM187 243H186V245L188 246ZM205 243H207V242H205ZM216 243H217V242H216ZM249 243H252V242H249V241H248V244H249ZM82 244H83V243H82ZM96 244H97V243H96ZM108 244H109V242H108ZM146 244H147V243H146ZM151 244H152V243H151ZM222 244H223V243H222ZM245 244H246V243H245ZM248 244H247V245H248ZM254 244H255V243H254ZM257 244H258V243H257ZM68 245H71V244H68ZM74 245H75V244H74ZM114 245H116V244H114ZM126 245H127V244H126ZM138 245H140L141 247L144 246V245H141V244H138ZM147 245H148V244H147ZM171 245H172V244H171ZM176 245L174 246L175 248H176ZM197 245L201 246L200 244H197ZM197 245H196V246H197ZM202 245H204V244H202ZM205 245H206V244H205ZM217 245H218V244H217ZM225 245L227 246L228 244L225 243ZM225 245H223V246L226 247ZM232 245H233V244H232ZM240 245H241V243H240ZM260 245H262V244L260 243ZM72 246H73V245H72ZM72 246H71V247H72ZM84 246H85V243H84ZM159 246H160V245H159ZM165 246H166V245H165ZM165 246H164V247H165ZM178 246H179V245H178ZM183 246H184V245H183ZM183 246H182L181 248H184ZM196 246L194 245L193 247L196 248ZM71 247H70V248H71ZM151 247H152V246H151ZM151 247H150V248H151ZM170 247H171V246H170ZM172 247H173V245H172ZM191 247H192V246H191ZM197 247H198V246H197ZM227 247H228V246H227ZM227 247H226V248H227ZM240 247H241V246H240ZM257 247H258V246H257ZM261 247H262V246H261ZM67 248H68V247H67ZM67 248H66V249H67ZM70 248H69V249H70ZM113 248L115 249L114 246H113ZM126 248H127V246H126ZM143 248H148V247H143ZM160 248H161V247H160ZM178 248H180V246H179ZM178 248H177V250H178ZM188 248H190V247H188ZM233 248H232V249H233ZM241 248H242V247H241ZM244 248H245V247H244ZM255 248H256V247H255ZM255 248H254V249H255ZM258 248H259V247H258ZM66 249H65V250H66ZM69 249H68V250H69ZM102 249H103V247H102ZM138 249H139V248H138ZM152 249H153V248H152ZM152 249H150V250H152ZM165 249H166V248H165ZM197 249H199V248H197ZM205 249H206V248H205ZM259 249H260V248H259ZM261 249H262V248H261ZM68 250H67V251H68ZM78 250H79V249H78ZM118 250H119V249H118ZM118 250H116V251H118ZM120 250H121V248H120ZM120 250H119V251H120ZM124 250H125V248H124ZM141 250H142V248H141ZM168 250H169V247H168ZM189 250H190V249H189ZM214 250H215V249H214ZM248 250H250V249H248ZM251 250H252V249H251ZM255 250H256V249H255ZM70 251H71V250H70ZM70 251H68V253H69ZM73 251H74V250H73ZM80 251H81V249H80ZM83 251H84V250H83ZM147 251L150 252L149 250H147ZM152 251H153V250H152ZM160 251H161V250H160ZM164 251H165V250H164ZM164 251H162V252H164ZM186 251H188V249H187ZM233 251H234V249H233ZM240 251H241V250H240ZM21 252H22V250H21ZM37 252H38V251H37ZM37 252H36V253H37ZM122 252H123V251H122ZM124 252H125V251H124ZM138 252H139V251H138ZM166 252L168 253V251H165L164 254H165ZM169 252H170V251H169ZM181 252H182V249H181ZM215 252H217V251H215ZM220 252H222V251H220ZM223 252H224V251H223ZM244 252H245V251H244ZM98 253H99V252H98ZM140 253H141V252H140ZM146 253H147V252H146ZM183 253H186V252H182V253L180 254V256H181ZM189 253H190V252H189ZM235 253H236V252H235ZM258 253H259V250H258ZM66 254H67V253H66ZM120 254H121V252H120ZM120 254H118V255H120ZM124 254H125V253H124ZM124 254L122 253V255H124ZM144 254H145V253H144ZM150 254H151V253H150ZM161 254H162V253H161ZM186 254H187V253H186ZM249 254H250V253H249ZM251 254H252V253H251ZM256 254H257V253H256ZM262 254H264V253H261V254H259V255H261V257L264 258V256H262ZM126 255H128V253H127ZM137 255H138V254H137ZM155 255H156V254H155ZM177 255H178V254H177ZM183 255H184V254H183ZM187 255H188V254H187ZM187 255H186V256H187ZM190 255H191V254H190ZM233 255H234V254H233ZM245 255H246V254H245ZM150 256H151V255H150ZM150 256L147 255L146 257H150ZM153 256H154V255H153ZM172 256H173V254H172ZM180 256H179V257H180ZM186 256H184V257H186ZM188 256H189V255H188ZM188 256H187V258L190 257V256H189V257H188ZM191 256H192V255H191ZM206 256H207V255H206ZM247 256H248V255H247ZM247 256H246V257H247ZM249 256H250V255H249ZM251 256H252V255H251ZM253 256H254V254H253ZM257 256H258V254H257ZM123 257H124V256H123ZM126 257H128V259H129V255L126 256ZM156 257H157V256H156ZM192 257H193V256H192ZM211 257H212V256H211ZM220 257H221V256H220ZM255 257H256V256H254V258H255ZM130 258H134L133 260L136 261V259H135L136 257H130ZM143 258H144V255H143ZM152 258H153V257H152ZM165 258H166V257H165ZM190 258H191V257H190ZM206 258H208V257H206ZM238 258H239V257H238ZM241 258H242V257H241ZM241 258H240V260H242ZM24 259H25V258H24ZM138 259L141 260V256H140V258L138 257ZM181 259H182V258H181ZM184 259L186 260V258H184ZM184 259H182V260H184ZM201 259H202V261H203V258H201ZM247 259H248V257H247ZM247 259H246V260H247ZM252 259H253V258H252ZM257 259H258V258H257ZM257 259H256V260H257ZM259 259H261V258H259ZM59 260H60V259H59ZM79 260H80V259H79ZM125 260H126V259H125ZM130 260H131V259H130ZM142 260H143V259H142ZM147 260H148V259H147ZM158 260H159V259H158ZM182 260H181V262H182ZM193 260H194V259H193ZM227 260H228V259H227ZM227 260H226V262H224V261H223V262H224V263H228ZM233 260H234V257H233ZM240 260H239V261H240ZM243 260H245V259H243ZM249 260H250V258H249ZM249 260H248V261H249ZM256 260H255V261H256ZM138 261H139V260H138ZM143 261H145V260H143ZM189 261H190V260H188V262H189ZM206 261H207V260L205 259L204 262H206ZM208 261H210V260H208ZM248 261H247V262H248ZM258 261H260V260H258ZM261 261H262V260H261ZM92 262H93V261H92ZM136 262H137V261H136ZM249 262H251V260H250ZM253 262H254V260H253ZM253 262H252L251 264H254ZM50 263H51V262H50ZM131 263L134 264L135 262L132 261V262H130V264H131ZM137 263H138V262H137ZM139 263L141 264L140 261H139ZM153 263H156V261L154 262V260H153ZM199 263H200V262H199ZM219 263H220V262H219ZM243 263L246 264L245 262H243ZM255 263H256V262H255ZM257 263H258V262H257ZM257 263H256V264H257ZM261 263H262V262H261ZM61 264H62V263H61ZM180 264H181V263H180ZM188 264H189V263H188ZM190 264H191V261H190ZM196 264H197V263H196ZM232 264H233V263H232ZM234 264H237V263H234ZM239 264H241V263L239 262ZM258 264H259V263H258Z\"/></svg>", "mask_w": 264, "mask_h": 264}]
</instances>
